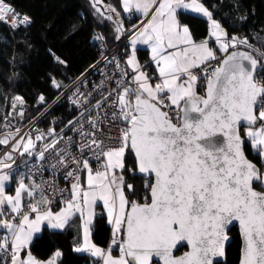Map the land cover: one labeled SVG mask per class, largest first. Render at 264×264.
<instances>
[{"label":"snow or ice","instance_id":"obj_1","mask_svg":"<svg viewBox=\"0 0 264 264\" xmlns=\"http://www.w3.org/2000/svg\"><path fill=\"white\" fill-rule=\"evenodd\" d=\"M102 3L93 0L97 14L108 20L113 19L109 13L119 16L114 6L101 8ZM121 7L144 19L132 27L126 67L105 57L117 74L97 86L101 99L93 103V93L81 92L86 83L81 79L68 97L79 115L67 122V130L37 129L35 136L26 133L18 140L19 128L0 135V145L11 144L0 155V264H58L60 251L42 261L32 255L30 244L45 222L63 229L77 214L83 242L75 251L88 252L102 264H214L224 256L226 230L233 222L242 240L239 264H264V172L245 153L247 141L264 160V51L247 36H230L201 0H122ZM180 10L205 17L217 47H210L208 38L194 40L178 18ZM31 22L0 0V23L17 29ZM116 25L118 34L127 31L122 22ZM137 44L149 46L154 76L139 63ZM52 84L63 87L55 79ZM38 100L46 103L43 95ZM24 105L23 97L13 98L11 108L21 119ZM69 131L80 138L78 144ZM129 152L145 181L146 194L139 199L129 198L138 193L124 178ZM14 153L31 159L17 165ZM49 157L55 162L46 164ZM46 168L53 175L62 169L70 186L37 183L35 174L42 177ZM17 171V187L9 195L6 184ZM49 193L61 198L57 212ZM97 201L112 226L106 249L90 239ZM179 246L188 250L177 256Z\"/></svg>","mask_w":264,"mask_h":264},{"label":"trees","instance_id":"obj_2","mask_svg":"<svg viewBox=\"0 0 264 264\" xmlns=\"http://www.w3.org/2000/svg\"><path fill=\"white\" fill-rule=\"evenodd\" d=\"M6 2L18 14L28 15L32 22L18 29L0 23V127L10 100L14 96L21 95L31 104L34 118L50 106L74 79L88 71L101 55L99 45L93 41L95 36L98 34L103 36L109 47H113L121 38H116L118 18L115 13H109L113 16L112 20L97 14L93 0H6ZM201 2L230 36H247L250 43L264 51V0H201ZM102 4L103 8L107 5L116 8L126 29L128 15L124 16L120 0H103ZM178 18L181 24L189 26L194 40L199 42L208 38L207 19L183 11L178 12ZM127 50L121 53L124 60L128 54ZM56 57L65 63H58ZM138 57L149 67L147 50H138ZM52 79L61 83L63 87L57 90L52 84ZM199 91L202 93L203 88L201 87ZM40 95L45 97L46 103L39 102ZM60 116L63 119L70 117L63 102L55 104L45 113L40 125L50 126L52 120ZM246 153L263 172L264 160L251 150L248 143ZM125 164L126 169H130L124 172L125 182L132 184L138 193L137 196L129 198L139 199L146 194L143 189L145 181L135 173V158L131 152L126 153ZM60 207L61 205L56 209ZM91 232L92 241L97 246L105 249L109 246L112 227L105 214L98 213L91 226ZM230 234L233 243L228 248L225 264H239L241 242L238 229L233 228ZM82 237L81 220L79 216H75L62 230L54 231L46 227L33 240L30 250L39 260H47L56 251H60L62 255L58 264H102L90 253L75 251V248L81 245Z\"/></svg>","mask_w":264,"mask_h":264},{"label":"built area","instance_id":"obj_3","mask_svg":"<svg viewBox=\"0 0 264 264\" xmlns=\"http://www.w3.org/2000/svg\"><path fill=\"white\" fill-rule=\"evenodd\" d=\"M134 17H136V13L132 12L129 15V20L131 22V20L134 19ZM139 23H130L127 31L124 33L123 38L119 41V44L115 47H108L103 39H98V37H101L99 34L97 36L94 37L93 41L95 43H97L101 49V55H100V59L93 65H95V67H92L86 71L84 74H82L81 76L77 77L75 80L72 81V83L63 90V92L58 96V98L50 105L48 106L43 112H41L39 115H37L36 117L32 118V110L30 108L29 103L25 100V105L23 106L24 108V112H25V116L23 119H21L19 117V115L17 114V112H14L11 108V104L13 101V97L10 100V103L8 105V111L6 112L5 117H7V120H5L2 123V126L0 127V135H4L6 132L8 131H15V129L19 128L20 129V133L19 136L16 137V139L18 140L20 138V136H24L26 133H31L33 136H35L37 134V129L40 130H44L47 131L48 128L50 127H56L57 132L60 131V129L65 128L66 129V125L67 122L69 120H74L78 117L79 115V110L77 108H75L69 101V96H71V89H74L78 84L79 81L81 79L85 80L86 83L83 87L80 88L81 92H91L93 93V103H95V100L101 99V96L99 94V92L96 90L97 86L100 85L101 81L106 80V76H114L117 74V70L115 68L114 64H108L105 60V57H107L108 59H112L113 57H115L116 59H118L121 63L122 67H126V65L124 64V60L122 58L121 55V50L130 42L131 40V35H132V27L133 25H138ZM8 25V24H6ZM22 26H26V25H22ZM20 26V27H22ZM19 27V28H20ZM18 29V28H17ZM215 63V62H213ZM128 71L130 72V70L128 69ZM197 72H199V70H196ZM259 75V74H258ZM112 85L109 83L105 84L106 88H110ZM17 96V95H16ZM21 96V95H18ZM23 97V96H21ZM24 98V97H23ZM60 102H64L67 105L71 106V112H70V117L67 119H63L62 116H60L59 118L52 120V124L50 126L47 127H43L40 125V121L42 119V117L45 115V113H47L55 104H59ZM11 113V115H9ZM95 114V113H94ZM8 125L7 127L5 125ZM23 124H25L24 127H21ZM118 126H122V125H118ZM8 130V131H7ZM6 131V132H5ZM113 131L115 132V129H113ZM118 134V133H116ZM68 136L73 137V139L77 142V144L79 143L80 138L75 134V132H71L69 131L67 133ZM66 139V138H65ZM15 141H12V143H14ZM64 145V140L61 141V147ZM41 146V142L37 143V147L39 148ZM0 148H4V150L1 152V155L4 154V152L9 151L11 149V144L8 146H4V145H0ZM75 155H78V152L74 151ZM14 155H17L14 153ZM18 157V155H17ZM31 158H25L23 161L25 160H30ZM19 158H17L16 163L18 162ZM23 161H21V165L23 163ZM55 160L53 157H49L48 161H46V164L48 163H54ZM32 163L35 164L36 161L32 160ZM93 168L97 167L96 163H93ZM25 171V169H24ZM62 169L57 171L55 175H53L51 170H48L46 168V170L43 172V176L41 177V175L39 173L35 174V178H36V182L40 183L41 179L44 181H54L59 188H65L67 189L70 184L68 181H66L65 179L62 178ZM82 178H83V173L81 174V182H82ZM49 195L51 196V198L53 199V205L52 208H56L58 207L60 204H62V202H59L61 200V198L58 195H53L52 193H49ZM65 196H67V193H65ZM26 202H28V199L26 200Z\"/></svg>","mask_w":264,"mask_h":264},{"label":"crops","instance_id":"obj_4","mask_svg":"<svg viewBox=\"0 0 264 264\" xmlns=\"http://www.w3.org/2000/svg\"><path fill=\"white\" fill-rule=\"evenodd\" d=\"M180 11H183V12H186V13H190V14H193V15H197V16H200V17H202V18H205V17H203L202 15H199V14H196V13H193V12H191L190 10H180ZM179 11V12H180ZM138 14V16L139 17H141L142 19H144L139 13H137ZM116 15V14H115ZM128 14H124V16L126 17ZM117 18H118V21H120V22H122V20H121V15L119 14V16H116ZM214 18V17H213ZM206 19V18H205ZM123 24V23H122ZM118 35H120V37L122 36V34H118ZM208 39H209V46L210 47H213V48H215V47H217V45L215 44V41L213 40V39H211V38H209V36H208ZM140 49H144V50H147V52L149 53V67H147V65L145 64V63H143L142 64V62L140 61V59H139V57H138V50H140ZM131 51H132V48H131V43L129 44V47H128V50H127V56L128 55H130L131 54ZM136 55H137V59H138V61H139V63L143 66V69L150 75V76H154L155 74H156V67H155V65H154V63L151 61V59H150V57H151V50H150V48H149V46L148 45H145V44H137L136 45ZM217 55L219 56V55H221L219 52L217 53ZM127 56H126V59H127ZM130 69V68H129ZM130 71H131V69H130ZM16 166L14 165V168H15ZM20 171H24V168H22L21 167V169H20ZM19 174H20V172L19 171H17V172H15L14 173V176H13V179L12 180H10L7 184H6V188H5V191H6V193L7 194H9V195H14V193H15V188L17 187V184H16V180H18V178H19ZM84 181H85V177H84V174H83V178H82V183H84ZM26 183L28 182L27 180L25 181ZM28 198L27 197H25V203H27L26 202V200H27ZM63 205H61V207H62ZM60 207V208H61ZM60 208L59 209H52L54 212H57V211H59L60 210ZM103 214H105L106 216H107V214L106 213H104V212H102ZM49 228V229H51V230H54V231H59V230H62V229H54V228H50V227H48L47 226V223L45 222L44 224H42V226H41V231L39 232V233H36V234H34V238H33V240L38 236V235H40L42 232H43V230L45 229V228ZM66 227V226H65ZM64 227V228H65ZM112 227V226H111ZM63 228V229H64ZM33 242V241H32ZM32 244V243H31ZM30 244V245H31ZM86 253H88V252H86ZM114 255H116L115 253H113ZM96 258V257H95ZM97 259H99V258H97Z\"/></svg>","mask_w":264,"mask_h":264},{"label":"water","instance_id":"obj_5","mask_svg":"<svg viewBox=\"0 0 264 264\" xmlns=\"http://www.w3.org/2000/svg\"><path fill=\"white\" fill-rule=\"evenodd\" d=\"M100 7L103 8L104 5L101 4ZM242 50H243V49H242ZM245 51H247V50H245ZM242 132H243V129H242ZM246 143H247V141H246ZM246 143H245V153H246ZM132 154H133V153H132ZM246 155H247V153H246ZM133 156H134V154H133ZM247 157H248V155H247ZM134 158H135V156H134ZM248 159H249L250 161H252L254 164H256V163H255L253 160H251L249 157H248ZM256 165L260 168V166H259L258 164H256ZM260 170H261V168H260ZM261 172H262V170H261ZM135 173H136L138 176L143 177V174H140L137 170L135 171ZM143 178H144V177H143ZM257 190H259V189H257ZM233 228H237V229H238V233H239V236H240V242H241V248H242V240H241V235H240L239 224H238V222H233L231 225L228 226V229L226 230V231H227L228 240L225 242L224 256L215 258L214 264H225V263L227 262V251H228L229 246L233 243V237H232V235L230 234ZM241 248H240V257H241ZM181 250H183V252H180ZM187 250H188V249H187L186 246H179V247H178V251L175 252V255H177V256H178V255H181L182 253H184V252L187 251Z\"/></svg>","mask_w":264,"mask_h":264},{"label":"bare ground","instance_id":"obj_6","mask_svg":"<svg viewBox=\"0 0 264 264\" xmlns=\"http://www.w3.org/2000/svg\"><path fill=\"white\" fill-rule=\"evenodd\" d=\"M14 9V8H13ZM15 10V9H14ZM15 12H16V10H15ZM17 13V12H16ZM136 13V12H135ZM129 15L130 14H128V16H127V23L128 24H126L127 26H126V30L128 29V27H129V25H130V23H140V21L142 20V18L141 17H139L138 16V14L136 13V17H134V19L133 20H131V22H130V20H129ZM141 18V19H140ZM137 20V21H136ZM27 26V25H26ZM126 32V31H125ZM124 32V33H125ZM124 33H123V35L121 36V38H120V40L123 38V36H124ZM100 35V34H99ZM101 36V35H100ZM101 37H103V36H101ZM103 40H104V38H103ZM119 40V41H120ZM119 41L113 46V47H115V46H117L118 44H119ZM131 41V40H130ZM104 42H105V40H104ZM106 44V43H105ZM129 44H130V42L121 50V53H122V51L123 50H126V49H128V47H129ZM108 46V45H107ZM109 47V46H108ZM122 55V58H123V54H121ZM124 60V59H123ZM125 61V60H124ZM130 70V69H129ZM131 72V71H130ZM259 74V73H258ZM257 74V75H258ZM75 80V79H74ZM64 103V102H63ZM62 104V103H61ZM30 105V108H32L31 107V104H29ZM65 106H66V111L70 114V112H71V106H69V105H67L66 103H65ZM9 132V131H8ZM7 133V132H6ZM5 133V134H6ZM28 156H24V157H17V158H19V160H18V162L16 163L17 165H21V161H23L25 158H27ZM63 204V203H62ZM62 204H60V205H62ZM56 208H58V207H56ZM56 208H52V209H56ZM100 213V215H102L103 213H102V211H99ZM112 239V238H111ZM111 239H110V241H111ZM110 241H109V244H110ZM114 252H117L118 253V251H115L114 250Z\"/></svg>","mask_w":264,"mask_h":264},{"label":"rangeland","instance_id":"obj_7","mask_svg":"<svg viewBox=\"0 0 264 264\" xmlns=\"http://www.w3.org/2000/svg\"><path fill=\"white\" fill-rule=\"evenodd\" d=\"M120 2H121V4H122V0H120ZM123 10V9H122ZM123 12V14H131V13H125L124 11H122ZM141 19V18H140ZM219 22V21H218ZM143 64V63H142ZM25 126V124H23L21 127H24ZM8 131V130H7ZM6 132V131H5ZM4 150V148L2 149V148H0V155H1V152ZM27 158H29V157H27ZM264 172V171H263ZM84 177H85V175H84ZM99 211H102V212H104V213H106V209L104 208V206H103V202L102 201H97V203L94 205V217H93V222H94V220H95V218H96V216L98 215V213H100ZM54 212V211H53ZM107 214V213H106ZM76 216H79V214H77ZM75 217V216H74ZM74 217H72V218H74ZM82 236H83V233H82ZM90 239H91V241H92V232H91V236H90ZM82 242H83V237H82ZM82 242H81V244H82ZM93 242V241H92ZM94 243V242H93ZM116 254V253H115ZM116 255H118V254H116ZM50 259V258H49ZM48 260V259H47ZM47 260H42V261H47ZM101 263H102V261H101Z\"/></svg>","mask_w":264,"mask_h":264}]
</instances>
